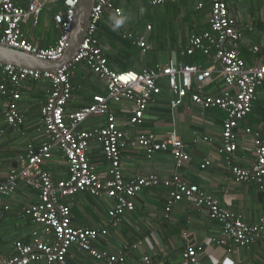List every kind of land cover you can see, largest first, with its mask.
<instances>
[{
  "label": "built area",
  "instance_id": "2783aa9c",
  "mask_svg": "<svg viewBox=\"0 0 264 264\" xmlns=\"http://www.w3.org/2000/svg\"><path fill=\"white\" fill-rule=\"evenodd\" d=\"M58 1L63 3L64 9L53 14L58 31L55 43L41 47L28 41L22 32L23 24L29 21L38 24L42 12L49 4ZM78 1L21 0V3H17L14 0H0V45L27 52L40 59L60 58L68 45ZM167 1L149 0L154 7ZM205 2L208 3L209 28L191 34L177 51L181 57L195 53L210 57L214 61L210 66L184 63L172 57L165 63H156L141 70L112 69L97 37L98 22L105 10L111 11L112 24L123 36L131 39L132 44L143 51L150 48L145 36L121 31L123 9L112 0H94L87 33L77 53L56 72L0 63V95L4 97L2 112L10 127L17 128L23 123L18 109L23 82L43 79L50 83L41 108L43 140L38 145L29 144L19 156L18 165L10 170L7 180L0 183V214L10 207L3 200L11 196L21 182L37 187L38 201L24 206L22 212L31 222L45 226L53 233L51 242L37 239L31 243L16 241L13 254L0 259V264H70L68 252L73 245L104 264H127L124 254L105 253L95 248L94 242L106 235V229L74 227L71 224L70 206L63 199L72 200L82 192L94 197L112 198L114 204L108 210V217L110 224L117 226L126 213L135 209V196L158 184L167 188L165 218H169L177 202L190 200L196 208L205 209L211 219L219 222L221 236L213 239L217 244L227 248H244L252 244L264 247V216L257 222L244 221L223 205L218 197L197 184L187 182L177 173L164 177L151 172L126 179L121 170V148L125 145L143 149L148 158L158 152H170L177 166L189 161L190 157L175 130L164 137H158L152 132L129 135L118 123L111 107L112 104L127 102V124L141 126L148 107L154 105L167 88L171 93L168 99L171 111L182 106L184 99L189 97L193 104L201 108H217L225 113L217 154L223 157L235 183L254 181L260 189L263 188L264 143L259 132L245 129L254 137L252 163L247 166L237 164L234 153L237 149L236 129L239 121L251 113L259 93L264 94V62L248 66L240 56L241 34L230 20L228 0H199L196 7L202 9ZM118 20L122 22L117 24ZM150 29L148 25L147 30ZM253 49L255 52L260 51L257 46ZM78 64H86L92 74L103 80L105 91L93 94L87 105L69 110L67 105L72 98L70 77ZM215 77L223 82L221 92L204 93V89ZM94 118L100 120L85 127ZM201 141L209 142L210 138L203 136ZM93 142L100 146L104 154L106 169L103 172H98L87 157V150ZM56 150L61 151L67 159L68 175L54 182L50 172L44 168V163ZM208 163L206 160L205 164ZM199 249L187 247L181 254L183 264H202ZM141 263L160 264L148 257H142Z\"/></svg>",
  "mask_w": 264,
  "mask_h": 264
},
{
  "label": "crops",
  "instance_id": "0c3cea01",
  "mask_svg": "<svg viewBox=\"0 0 264 264\" xmlns=\"http://www.w3.org/2000/svg\"><path fill=\"white\" fill-rule=\"evenodd\" d=\"M20 2L21 0H14ZM129 4L123 8L124 20L121 31L143 35L150 48L141 49L140 62L134 64L135 70L152 67L156 63H165L169 58L177 57L182 61L192 60L189 56H180L178 48L182 47L191 33L201 32L207 28L206 17L200 19L194 13L195 3L187 5V0H170V8L174 15L177 28L170 33L169 39L162 42L158 33L152 30H139L134 19H128L145 9L143 0H120ZM193 1V0H192ZM18 2V3H19ZM130 2V3H129ZM208 3L205 2L204 6ZM208 8V7H207ZM229 17L232 24L241 34L239 54L248 66L264 62V0H228ZM109 10H106L108 14ZM178 14L180 17L178 18ZM48 10H44L38 24L31 21L23 24L22 32L31 43L47 47L56 41L58 31ZM134 21V23H133ZM128 23V27L126 26ZM155 35H158L155 36ZM162 43L164 46H162ZM156 45V46H155ZM104 49L106 47L102 45ZM257 46L260 51L255 52ZM162 47L167 52V59L158 61L157 56ZM155 56L154 59L145 56ZM210 57L204 58L200 65H213ZM72 98L68 102L69 110L79 109L91 101L96 93H104L105 83L89 70L88 66L78 64L72 70ZM2 76L0 74V81ZM50 86L47 80L28 79L23 82L18 109L23 118L20 127H10L2 112L4 97L0 95V183L5 182L9 172L19 163L29 144L38 145L43 140V124L41 108L45 103L47 90ZM224 85L220 78H213L210 85L204 89L206 94H219ZM262 89V88H260ZM171 93L165 88L154 105L145 112L144 123L141 126L127 124L129 112L128 103L112 104L118 123L129 133L152 132L158 137H164L175 130L179 135L184 149L190 159L179 166L170 152H158L148 158L141 148H121V170L126 179L157 172L164 177L177 173L189 183L197 184L206 192L218 197L220 202L247 222H257L264 216V186L262 189L254 182L235 183L231 179L228 167L222 156L216 152L221 140L222 121L225 113L217 108H201L193 104L189 97L184 99L182 106L171 111L168 99ZM166 109V111L164 110ZM94 118L87 122L99 121ZM250 128L257 131L264 143V94L259 93L253 103L252 111L239 121L236 129L237 149L234 160L237 164L247 166L254 161L252 134L245 131ZM207 136L209 142L201 141ZM87 157L98 172L106 169L102 152L97 143H91ZM208 160L209 163L205 164ZM67 159L62 152L56 150L50 159L44 163L54 182L65 179L68 175ZM167 188L158 184L145 189L134 198L135 209L124 215L117 226H112L108 210L114 200L106 196L94 197L86 192L76 194L72 200L63 199L70 206L71 224L74 227H93L106 229L105 236L94 242L95 248L105 253H122L127 264H142L141 258L148 257L160 264H183L181 254L189 246L200 248L199 258L202 264H264V247L252 244L244 248H227L217 244L213 239L221 236L219 222L211 219L205 209H198L190 200L177 202L165 218L164 204ZM38 201V189L21 182L15 192L3 200L10 207L0 214V259L13 254L16 241L31 243L35 239L51 242L53 233L45 226L34 224L27 218L22 208ZM36 232V234H33ZM70 264H104L97 261L76 245L68 252ZM33 264H47L37 262Z\"/></svg>",
  "mask_w": 264,
  "mask_h": 264
},
{
  "label": "trees",
  "instance_id": "16d2710c",
  "mask_svg": "<svg viewBox=\"0 0 264 264\" xmlns=\"http://www.w3.org/2000/svg\"><path fill=\"white\" fill-rule=\"evenodd\" d=\"M112 1L116 5L122 6L124 9L127 8V5L129 7V4L124 5L123 3H121L120 0H112ZM188 1H190V0H187V2ZM19 3H21V1ZM169 4H170V0H168L163 5L166 6ZM143 6L145 9H146V7H154V6H151L149 0H143ZM207 7H208V4L206 6H204L202 9L197 8V10L194 11V13H196V16L198 18L203 19L206 17V20H207V28L206 29L209 28L208 27V8ZM63 9H64L63 3L61 1H58V2H53V3L49 4L48 8H46L45 10H48L51 17H53V14L55 12L63 11ZM112 19H113L112 13L109 12L108 14H106V10H105L101 19L98 22V32H97V37H98L100 45L101 46L104 45L106 47V49H104V48L103 49H104V54L108 59V64L114 70L135 69L134 64L140 62V59L143 57V56H141V49L136 47L134 44H132L131 39L123 36V34L120 32V30H118L112 24ZM123 20H124V12H123ZM161 24H162V22H161ZM146 26H148V25H146ZM163 26H164V24L161 25L159 32H157L159 35H162L161 34V33H163L162 31H164ZM195 33H200V32H195ZM191 34H194V33H191ZM155 36L158 37V35H155ZM189 57H191L192 60H190V61L184 60L183 62L184 63H198L199 64L205 58V56L202 55L201 53H195L194 55L189 56ZM145 58L154 59L155 56H153V55L152 56H145ZM84 65H86V64H84ZM70 82H71V86H72V84L74 83L73 77H70ZM164 110L166 111V109H164ZM100 150H101V148H100ZM101 152H102V150H101ZM102 159L105 162L103 152H102Z\"/></svg>",
  "mask_w": 264,
  "mask_h": 264
},
{
  "label": "water",
  "instance_id": "95a60500",
  "mask_svg": "<svg viewBox=\"0 0 264 264\" xmlns=\"http://www.w3.org/2000/svg\"><path fill=\"white\" fill-rule=\"evenodd\" d=\"M93 3L94 0L78 1L68 45L60 58L56 60L40 59L27 52L0 45V63L31 68L38 71L56 72L60 67L69 63L77 53L87 33Z\"/></svg>",
  "mask_w": 264,
  "mask_h": 264
},
{
  "label": "rangeland",
  "instance_id": "374dc122",
  "mask_svg": "<svg viewBox=\"0 0 264 264\" xmlns=\"http://www.w3.org/2000/svg\"><path fill=\"white\" fill-rule=\"evenodd\" d=\"M187 5H190L192 3H195L194 0H190L187 2ZM178 18L180 17V14H178L177 16ZM135 18V23L133 21L134 24H136L137 28L139 30H144L146 28V25H150L151 26V30L153 33H157L160 30L161 25L164 24L163 29L164 31H162L163 33H161L162 35H160V37L162 38V42H164L165 39H169L170 33L174 32V29H176L177 25L174 24L173 26L171 25L172 23H175L173 19L174 15H172V8H170V4L169 5H161L158 7H146V9H142L139 11L138 14H134L131 17H129L128 19H134ZM162 22V24H161ZM128 27V23H126V26ZM156 46V45H155ZM162 46L163 43H162ZM162 53H159V55L157 56V60L158 61H162V60H166L167 59V52L164 50V48L162 47L161 49Z\"/></svg>",
  "mask_w": 264,
  "mask_h": 264
},
{
  "label": "clouds",
  "instance_id": "9594fccd",
  "mask_svg": "<svg viewBox=\"0 0 264 264\" xmlns=\"http://www.w3.org/2000/svg\"><path fill=\"white\" fill-rule=\"evenodd\" d=\"M121 22H122V21H119V20H118V21H117V24H119V23H121Z\"/></svg>",
  "mask_w": 264,
  "mask_h": 264
}]
</instances>
